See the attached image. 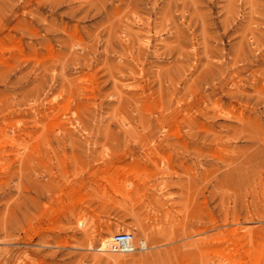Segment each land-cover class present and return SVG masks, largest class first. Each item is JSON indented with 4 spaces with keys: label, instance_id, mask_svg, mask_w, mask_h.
I'll use <instances>...</instances> for the list:
<instances>
[{
    "label": "rangeland",
    "instance_id": "rangeland-1",
    "mask_svg": "<svg viewBox=\"0 0 264 264\" xmlns=\"http://www.w3.org/2000/svg\"><path fill=\"white\" fill-rule=\"evenodd\" d=\"M0 264H264V0H0Z\"/></svg>",
    "mask_w": 264,
    "mask_h": 264
},
{
    "label": "built area",
    "instance_id": "built-area-1",
    "mask_svg": "<svg viewBox=\"0 0 264 264\" xmlns=\"http://www.w3.org/2000/svg\"><path fill=\"white\" fill-rule=\"evenodd\" d=\"M114 248L120 252L130 253L135 250L132 243V234L128 232H118L113 236Z\"/></svg>",
    "mask_w": 264,
    "mask_h": 264
},
{
    "label": "bare ground",
    "instance_id": "bare-ground-1",
    "mask_svg": "<svg viewBox=\"0 0 264 264\" xmlns=\"http://www.w3.org/2000/svg\"><path fill=\"white\" fill-rule=\"evenodd\" d=\"M128 233H131V232L128 231ZM132 243H133V246H134V236H133V234H132ZM138 244H139L138 248L140 250H146L147 244H146V240L145 239L139 240ZM110 250H114L116 252H120V251H118L117 249L114 248L113 237H112L111 234L103 236V237L101 236V240H100V245L98 247V251L108 252ZM121 253H125V252H121ZM125 254H128V253H125Z\"/></svg>",
    "mask_w": 264,
    "mask_h": 264
}]
</instances>
